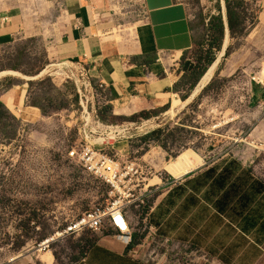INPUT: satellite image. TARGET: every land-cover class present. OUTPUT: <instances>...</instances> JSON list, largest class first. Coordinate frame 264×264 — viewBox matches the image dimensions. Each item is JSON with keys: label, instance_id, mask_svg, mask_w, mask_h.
Returning <instances> with one entry per match:
<instances>
[{"label": "rangeland", "instance_id": "374dc122", "mask_svg": "<svg viewBox=\"0 0 264 264\" xmlns=\"http://www.w3.org/2000/svg\"><path fill=\"white\" fill-rule=\"evenodd\" d=\"M114 1L119 9L117 27H127L133 17L140 19L138 0ZM180 1L187 5L199 36L187 57L194 63L201 57L203 64L213 41L214 18L220 15L227 23L226 0ZM243 1L241 16L244 33H248L257 22L259 6L254 0ZM129 8L132 15L122 17L121 10ZM246 35L231 37L228 33L227 47L212 79L190 101L184 103L200 79L192 90H186V100H175L174 113L167 112L175 101L166 112H161L163 108L144 112L150 118L138 114L134 120L132 116L120 120L105 114L99 117L107 104L97 83L90 79L91 89L82 87L79 95L75 83L79 86L86 80L72 68L62 70L72 71L71 80L59 72L56 65L61 62L51 51L52 38L19 35L0 44V94L25 90V105L37 101L47 113L36 118L31 109L21 112L19 108L11 112L19 121L13 123L16 136L7 139L0 132V264L23 260L38 264L44 253V260H50L52 253L56 264H75V258L96 241L97 235L87 231L55 239L45 250L39 248L76 217L114 199L106 184L69 156L85 141L110 156L122 170L129 167L133 171L134 176L124 178L120 186L132 194L123 202L131 233L137 236L130 248L132 257L144 264H264V237L244 246L239 232L225 228L224 223L210 222L199 228V203L189 213L178 208L190 194L199 199L195 192L199 169L178 180L165 170L168 161L192 150L203 160L201 168L235 160L264 183V93L261 86L250 82L264 68V51H259V36ZM223 38L220 50H213L214 60L222 50ZM230 63L232 70L225 73ZM27 78H33L32 85ZM181 94L182 90L179 98ZM156 129H163L161 142L142 140ZM171 180L175 182L167 185ZM143 188L152 194L141 204L136 199ZM259 210L263 212L264 205Z\"/></svg>", "mask_w": 264, "mask_h": 264}, {"label": "crops", "instance_id": "0c3cea01", "mask_svg": "<svg viewBox=\"0 0 264 264\" xmlns=\"http://www.w3.org/2000/svg\"><path fill=\"white\" fill-rule=\"evenodd\" d=\"M254 1L259 6L257 22L246 36H259V51H264V0ZM138 2L144 15L131 18L133 23L119 28L115 25L119 9L114 0H0V44L19 35L50 37L51 51L59 62L70 66L81 63L94 82L104 84L101 95L111 106V118L120 120L157 111L175 100L180 102V89L175 90V85L194 66L187 54L199 36L187 5L180 0ZM132 12L129 8L120 14L131 16ZM224 25L228 28L227 23ZM231 70L230 63L225 73ZM257 73L262 79L264 68ZM18 91L0 94L5 108L12 113L19 108L21 112L34 109L31 113L36 118L43 117L37 107L25 105V90ZM178 101L167 113H174ZM199 158L202 163L193 170L202 166ZM185 174L178 178L170 175L180 179ZM130 252L129 246L109 229L97 235L87 252L75 258V264H144ZM44 259L46 253L38 257V264H56L52 253L50 260Z\"/></svg>", "mask_w": 264, "mask_h": 264}, {"label": "trees", "instance_id": "16d2710c", "mask_svg": "<svg viewBox=\"0 0 264 264\" xmlns=\"http://www.w3.org/2000/svg\"><path fill=\"white\" fill-rule=\"evenodd\" d=\"M245 5L246 3L243 0H226L227 27L231 37L247 34L244 33V18L241 16ZM211 30L213 32V41L203 64H200L201 57H198L192 70L183 75L175 85V90L181 88L179 91L181 92L182 90L184 92L180 96L182 101L188 97V92L185 93L186 90H192L198 80L201 79L209 66L214 62V51L220 50L221 39L223 36L225 37V25L220 15L214 18ZM37 73L38 71L27 74L33 75ZM187 83L188 87L186 88ZM28 84L32 85L33 82L29 81ZM74 101L77 102L76 94ZM30 105L37 107L42 115H47L41 103L36 101ZM167 109L168 105L163 107L161 112H166ZM111 111V106L107 104V106L100 109L99 117H102L103 114L110 116ZM31 112H35L34 109H31ZM139 116L145 119L150 118V115L144 112L140 113ZM135 118H137L136 115L132 116V120ZM31 119L33 121L34 117L32 116ZM18 122L15 116L0 102V132H2L4 138L8 139L16 136L13 123L18 124ZM162 132L163 129L153 130L143 137L142 140L161 142ZM220 167L222 168L219 169ZM193 174L194 172L186 175L185 178L191 177ZM195 192L199 193L198 200L196 196L194 198L190 194L184 198L178 208L184 210L185 213H189V209L199 203V228L210 222L224 223L225 228L239 232L244 239V246L245 243L248 246L252 243L253 245L257 243L258 236L264 237V211L259 210L264 205V198H262L264 195V183L257 179L255 180L249 174V171L243 170L239 162L235 160L222 161L216 166L199 169V186L196 187ZM136 237L134 233L129 248L133 246Z\"/></svg>", "mask_w": 264, "mask_h": 264}, {"label": "built area", "instance_id": "2783aa9c", "mask_svg": "<svg viewBox=\"0 0 264 264\" xmlns=\"http://www.w3.org/2000/svg\"><path fill=\"white\" fill-rule=\"evenodd\" d=\"M141 15H144L143 12ZM56 67L68 80L72 79V71L69 70V74H66L62 71L63 69L72 68V70L75 69L81 73V77L85 78L86 81L80 83L79 86L75 83L79 95L81 94L82 87H89L91 89V77L81 63L70 66L66 62H61L58 63ZM250 82L261 86L264 93V77L261 79L258 73L253 74L250 78ZM96 85L99 92L102 93L105 89L104 84L99 82ZM97 124L100 125L98 121ZM87 138L85 134V140H87ZM69 156L76 160L90 175L94 176V178L101 183L106 184L110 188L112 195L114 194V199L104 206L94 207L76 217L70 221L62 231L56 233L53 238L45 240V243L43 242L44 244L41 243L39 248L45 250L55 239L64 238L66 236H79L87 231L99 235L102 234L106 228H109L117 237L123 240L126 246H129L132 242V233L130 223L123 211V202L126 199L125 196L128 195L130 197L132 194H130V190L124 191V186H122L123 189L120 188V186L123 184L124 178L128 176L132 178V176H134L132 169L125 167L122 170L120 165L110 156L101 150H96L94 146L87 141L79 148L72 150ZM137 173L138 171L136 170L135 174ZM174 182L175 181L171 180L167 185H171ZM151 194V190L143 188L140 190L136 200L144 204ZM116 196L118 197L115 198Z\"/></svg>", "mask_w": 264, "mask_h": 264}, {"label": "bare ground", "instance_id": "6f19581e", "mask_svg": "<svg viewBox=\"0 0 264 264\" xmlns=\"http://www.w3.org/2000/svg\"><path fill=\"white\" fill-rule=\"evenodd\" d=\"M225 35H226L225 36L226 39H225L224 45H222V50L220 51L217 59L214 60V62L206 70V72L204 73V75L199 80V82H198L195 90L193 91L192 95L190 96V98L186 102L190 101L196 95V93L199 92L203 87H205L209 83V81L211 80V78H212V76H213V74H214V72L216 70V67H217V65L219 63V60H220V58L224 54L223 53V50L226 49V47H227V43H228L227 33ZM124 134L126 135V132ZM161 162H163L162 159H161ZM201 163H202V161L200 160L199 156L195 152H193L192 150H186L185 152H183L182 154H180L177 158H175L171 163H169L165 167V169L171 175H173L176 178H178L179 176L185 174L186 172L191 171L194 168L198 167Z\"/></svg>", "mask_w": 264, "mask_h": 264}, {"label": "water", "instance_id": "95a60500", "mask_svg": "<svg viewBox=\"0 0 264 264\" xmlns=\"http://www.w3.org/2000/svg\"><path fill=\"white\" fill-rule=\"evenodd\" d=\"M224 32L227 33V35H228V28H225ZM224 51H225V49L223 50V53H224ZM27 80L31 81V80H33V78H27ZM203 88H204V87H203ZM203 88H202V89H203ZM202 166H204V165H202ZM202 166H200V167L197 168V169H200ZM197 169H195V170H197ZM195 170H192V171L186 173L184 176H186V175H188V174L194 172ZM184 176H183V177H184ZM177 180H178V179H177Z\"/></svg>", "mask_w": 264, "mask_h": 264}]
</instances>
